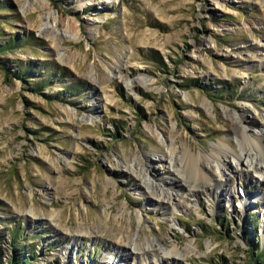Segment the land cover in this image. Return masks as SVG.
<instances>
[{"label": "rangeland", "instance_id": "rangeland-1", "mask_svg": "<svg viewBox=\"0 0 264 264\" xmlns=\"http://www.w3.org/2000/svg\"><path fill=\"white\" fill-rule=\"evenodd\" d=\"M11 40L20 46L0 51L2 264L17 253L30 264H245L264 250L260 172L230 157L227 184L211 164V188L185 207L137 181L147 174L157 195L174 177L153 159L163 136L208 154L235 146L225 112L264 123V0H0V48ZM137 78L150 85L130 89ZM134 233L141 247L192 252L132 255L119 240Z\"/></svg>", "mask_w": 264, "mask_h": 264}, {"label": "bare ground", "instance_id": "bare-ground-1", "mask_svg": "<svg viewBox=\"0 0 264 264\" xmlns=\"http://www.w3.org/2000/svg\"><path fill=\"white\" fill-rule=\"evenodd\" d=\"M49 18V14L43 18V21L45 22L44 26H47ZM120 69V66H116L114 70L118 74ZM149 83L148 80L137 78L132 81L129 86L130 89H132L133 85H148ZM97 108V105L92 104L90 112L93 113ZM243 110L248 113L250 112L247 107H244ZM262 113L264 115V111ZM224 114L226 120H228L231 125V131L227 134L225 140L227 141L228 139H231L235 144V146H233L234 148L230 147V143L220 141L213 146V151H209L208 154L199 153L197 155L190 149H185L183 151L178 149L179 151H177V147L173 145L175 143L168 139L167 136H163V140L160 141V144L166 151H162L161 156H156L153 159L159 163H167L168 173L170 176L172 175L174 177L171 178L170 183H167L165 179H160V181L156 182L155 187H152V189H159V194L154 195V192L151 194L149 193L151 189L150 184L152 183L153 186L152 180L150 181L147 174L142 176V173L138 171V188H141L143 184L144 187H147L145 191H147L150 197L156 196L160 202L168 205V207L170 204V207H185L187 202L185 199L188 196L191 199L197 195L195 194L197 190H204L207 187L211 188L212 183L215 180L213 176L209 174V168L212 167L211 164H216V167L219 170L218 173L220 174L217 175H219L220 178L222 177V182H226L227 184L230 182V178H228V175L223 172V167L226 166V162L230 157L238 161L241 166L244 165V167L247 168L245 173L250 169L254 173L260 172V177H262L264 175V123L259 124L252 119L251 116L247 117L244 113L237 115L235 113L231 114L225 112ZM87 118L88 120L93 119V117L90 118L89 116ZM176 152H178V155L180 154L178 157L175 156ZM179 157L181 158L178 159ZM167 219L170 222V228H172V219ZM138 237L139 234L134 233L133 236L128 239V242L119 240L120 246L123 247V249H127L126 251H131L132 255H141V250H149L150 252L155 250L158 252V254L156 253L158 257H161L162 259L165 257L168 260H173V262H177L178 259H182L192 252L191 246H188L183 252H180L175 246L167 251L162 248L161 239L147 241L145 245L146 247H141V244H137L136 242ZM126 251L121 250L120 248V251L116 253L118 261H124V263L127 261L129 255ZM142 255H144V253H142Z\"/></svg>", "mask_w": 264, "mask_h": 264}, {"label": "trees", "instance_id": "trees-1", "mask_svg": "<svg viewBox=\"0 0 264 264\" xmlns=\"http://www.w3.org/2000/svg\"><path fill=\"white\" fill-rule=\"evenodd\" d=\"M20 40H11L8 42H5L4 45L0 48V51L2 52H6L7 50H13L15 48H18L20 46ZM14 77H17V74L14 72L13 73ZM19 79H22L21 76H19ZM24 82H27V85L32 87V85L30 83H28V79L23 78ZM14 243L17 242V234L11 232ZM247 235V234H246ZM248 235H250L248 233ZM28 253H25V255H27ZM22 253H17L16 257L11 261V264H30V258L28 257H23ZM23 257V258H22ZM248 263L245 264H264V250L258 248V246H255V249H252L249 252V256H248ZM0 264H2L1 262V256H0Z\"/></svg>", "mask_w": 264, "mask_h": 264}]
</instances>
